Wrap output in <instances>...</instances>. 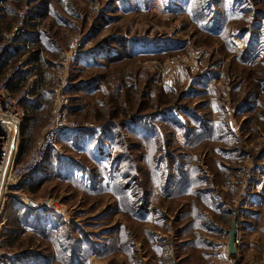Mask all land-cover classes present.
I'll return each instance as SVG.
<instances>
[{
  "label": "rangeland",
  "instance_id": "rangeland-1",
  "mask_svg": "<svg viewBox=\"0 0 264 264\" xmlns=\"http://www.w3.org/2000/svg\"><path fill=\"white\" fill-rule=\"evenodd\" d=\"M26 10L22 151L56 90L77 128L30 194L59 211L10 214L11 264H264V0H0V41Z\"/></svg>",
  "mask_w": 264,
  "mask_h": 264
},
{
  "label": "built area",
  "instance_id": "built-area-1",
  "mask_svg": "<svg viewBox=\"0 0 264 264\" xmlns=\"http://www.w3.org/2000/svg\"><path fill=\"white\" fill-rule=\"evenodd\" d=\"M28 13L29 10L22 12L21 26L14 28L0 41V264H11L14 261L7 247L10 202L20 204L28 211L41 213L59 211L54 201L50 199L36 201L30 195V191L45 172L49 154L56 148L58 138L74 132L77 128L70 120L71 111L68 109L66 97L56 90L54 115L46 132L29 153L22 151L25 105L36 99L34 81L37 77L26 76L28 67L24 66V63H19L8 70L4 66L10 51L27 32L22 25ZM34 44L28 42L26 48L33 49ZM20 78H23L21 83L28 81V84L19 93L13 94L11 89L17 87Z\"/></svg>",
  "mask_w": 264,
  "mask_h": 264
},
{
  "label": "water",
  "instance_id": "water-1",
  "mask_svg": "<svg viewBox=\"0 0 264 264\" xmlns=\"http://www.w3.org/2000/svg\"><path fill=\"white\" fill-rule=\"evenodd\" d=\"M237 230V223L234 220L231 230H229V242H228V251L230 255H235L236 253V240H235V233Z\"/></svg>",
  "mask_w": 264,
  "mask_h": 264
},
{
  "label": "trees",
  "instance_id": "trees-1",
  "mask_svg": "<svg viewBox=\"0 0 264 264\" xmlns=\"http://www.w3.org/2000/svg\"><path fill=\"white\" fill-rule=\"evenodd\" d=\"M33 189H34V188H33ZM33 189H32V190H33ZM32 190H31V191H32ZM16 206H17V205H16L14 202H10V203H9V208H8V218H9V219H10V214L14 216L16 213H18ZM16 222H17V221H16ZM16 222H15V223H16ZM9 233H10V231H8L7 238H8Z\"/></svg>",
  "mask_w": 264,
  "mask_h": 264
},
{
  "label": "crops",
  "instance_id": "crops-1",
  "mask_svg": "<svg viewBox=\"0 0 264 264\" xmlns=\"http://www.w3.org/2000/svg\"><path fill=\"white\" fill-rule=\"evenodd\" d=\"M0 40H1V39H0ZM7 67H8L7 65L4 66V68H7ZM32 189H33V188H32ZM30 193H31V191H30Z\"/></svg>",
  "mask_w": 264,
  "mask_h": 264
},
{
  "label": "bare ground",
  "instance_id": "bare-ground-1",
  "mask_svg": "<svg viewBox=\"0 0 264 264\" xmlns=\"http://www.w3.org/2000/svg\"><path fill=\"white\" fill-rule=\"evenodd\" d=\"M33 203H35V202H33Z\"/></svg>",
  "mask_w": 264,
  "mask_h": 264
}]
</instances>
